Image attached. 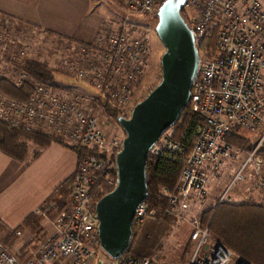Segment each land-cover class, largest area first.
<instances>
[{
  "label": "built area",
  "instance_id": "obj_1",
  "mask_svg": "<svg viewBox=\"0 0 264 264\" xmlns=\"http://www.w3.org/2000/svg\"><path fill=\"white\" fill-rule=\"evenodd\" d=\"M121 1L124 18L115 31L58 50L61 71L93 91H73L54 80L41 79L35 80L28 98L0 90V120L28 131L42 128L64 142L90 150L73 175L72 196L63 199L64 205L50 199L36 209L35 214L47 222L45 232L18 229V235L26 237L16 251L0 241V264H152L147 255L112 257L103 252L97 228L95 188L116 184L114 156L122 146V139L105 135L99 101L103 97L128 112L150 54L148 33L134 23L135 16L157 14L162 2ZM186 6V20L200 51L187 107L194 119L187 138L161 136L150 148L154 156L183 162L178 180L171 187L161 185L160 194L167 200L165 210L176 218L175 224L191 229L193 251L187 264H254L213 237L210 220L202 223L199 209L207 206L211 182L228 179L214 205L231 201L233 197L227 193L246 177L244 168L252 161L258 168L254 182L264 194L261 141L239 161V148L229 137L237 128H258L264 119V0H188ZM31 32L26 24L0 11V75L4 67H17L16 63L33 57L38 47L30 39ZM21 70L15 76L17 84L29 75ZM149 208L144 199L136 208L135 220L144 221L152 214Z\"/></svg>",
  "mask_w": 264,
  "mask_h": 264
},
{
  "label": "trees",
  "instance_id": "obj_2",
  "mask_svg": "<svg viewBox=\"0 0 264 264\" xmlns=\"http://www.w3.org/2000/svg\"><path fill=\"white\" fill-rule=\"evenodd\" d=\"M184 8L185 6L182 8L181 12H183L185 18L188 19V14L185 12L186 10ZM2 14L5 15L4 13ZM136 16L143 17L146 15ZM136 16L134 23L138 24V27L141 29H144V27L139 25ZM17 21L19 24H24L20 20ZM142 32L147 33V31L143 30ZM16 66L18 69H23L28 72L29 75L21 79V84L15 82V76L6 74L0 75V90L3 89L7 94L16 95L19 98H28V96H30L35 86V80L41 79L42 81L52 82L55 72L58 71L57 68L48 64L47 61L41 60V58L27 57L24 61L16 63ZM99 102L102 103L103 113L111 118L118 120L119 116L128 115L123 108L109 103L103 97ZM187 107L183 109L176 123L171 128L167 129L162 136L166 135L169 139L187 138L186 136L192 130V121L194 119L192 113L188 112ZM247 131L250 130L243 127L237 128L233 132H229V137L234 144L239 141L243 142L247 139ZM54 141L68 145L77 154V163L82 161L90 152L89 147L81 144L71 145L69 142H64L55 134L52 135L42 129L28 131L18 126L11 127L6 120H0V151L16 159H35L39 156L42 149H45ZM255 141L256 136H254V140L249 146L254 148ZM146 163L147 187L149 188V193L145 201L149 204V209L152 210V214L146 216L145 220L142 222L133 221V234L130 238L131 243L126 249L127 254L135 253V255L141 257L155 254L157 248H160L162 242L167 239V236L175 227L176 218L171 215V213L166 212L167 200L161 196L160 186L163 184L169 185L170 187L173 186L179 178L180 169L183 168L181 158L171 160L168 156H154L151 153ZM74 173L68 174L65 180L52 191L50 199L56 200L60 207L64 205L63 199L69 197V195L72 196L71 186L74 180ZM111 188L112 186L109 187L107 185L106 187L103 185L101 188H95L96 201ZM215 206L216 205L210 207L208 210L205 209L202 213V223L206 224L207 220H210V234L222 240L227 247L234 249V251L243 258L250 260L254 264H264V202L244 201L239 203L224 200L219 202L218 206ZM50 215H52V213H50ZM43 219L42 216L28 214L24 221L18 226L14 228H5L3 230V232H5L4 235L0 236V241L6 244H9L7 242L11 243L13 238L19 237L17 233L18 229L27 228L32 233L34 232V234L45 232ZM147 221L150 222L147 223ZM148 224L150 225L149 230L146 226ZM183 228H185L184 225L180 227L181 230ZM180 229L179 232L181 231ZM189 231L190 228L188 227V234L186 233L185 235L190 241L191 236ZM159 257H161L160 253L157 254V258Z\"/></svg>",
  "mask_w": 264,
  "mask_h": 264
},
{
  "label": "water",
  "instance_id": "obj_3",
  "mask_svg": "<svg viewBox=\"0 0 264 264\" xmlns=\"http://www.w3.org/2000/svg\"><path fill=\"white\" fill-rule=\"evenodd\" d=\"M188 0H162L155 29L164 43L160 80L140 98L118 123L125 134L117 150V182L96 201L101 248L112 257L126 253L133 234L136 208L146 199L147 158L163 133L188 106L200 51L182 8Z\"/></svg>",
  "mask_w": 264,
  "mask_h": 264
},
{
  "label": "crops",
  "instance_id": "obj_4",
  "mask_svg": "<svg viewBox=\"0 0 264 264\" xmlns=\"http://www.w3.org/2000/svg\"><path fill=\"white\" fill-rule=\"evenodd\" d=\"M93 1L0 0V11L22 21L44 40L60 39L67 49L70 43L88 42L109 31V12L103 13ZM122 8L124 15L125 6ZM6 70L4 67L1 74ZM77 161V154L68 145L55 141L35 159L19 160L0 151V230L18 226L28 214L39 216L36 209L76 171ZM43 224L47 225L45 219ZM21 237L24 240L26 235Z\"/></svg>",
  "mask_w": 264,
  "mask_h": 264
},
{
  "label": "rangeland",
  "instance_id": "obj_5",
  "mask_svg": "<svg viewBox=\"0 0 264 264\" xmlns=\"http://www.w3.org/2000/svg\"><path fill=\"white\" fill-rule=\"evenodd\" d=\"M188 2V1H187ZM93 3H96L97 8L101 9V11L105 14H108L111 16L110 21H107L109 25V32L112 30H116L117 23L120 22L124 15L122 14L121 10L123 2L121 0H94ZM187 4V3H186ZM185 5V10H186ZM186 12V11H185ZM138 23L140 26L144 27L142 29L143 31H147L148 38L150 39V46H149V58L148 61V68L147 71H145L144 79L142 83L139 84L137 94L133 97V103H130L128 106V112L133 108L134 104L143 96H145L149 90L151 89L152 85L157 83L160 78V72L162 71L160 58L163 53L164 49V43L158 38L157 32L155 29V22L158 19L157 14L146 15L143 17H137ZM146 26V27H145ZM31 41L38 47L37 51L32 55V58H41V60L47 61L48 64L52 65L53 67L57 68L58 71L54 74V81L58 85L62 84V87L69 88L73 91H85L90 92L93 91L89 85L84 83L83 81L79 80L78 78L72 79L68 76H66L65 72L61 71L60 67H58V60H59V51L65 49V43L60 42L61 40L58 39L52 40L47 39L44 40L41 35L31 32L30 35ZM60 40V41H59ZM22 70L18 69L15 66H8L7 70L4 72L6 75L11 76H20ZM100 113V114H99ZM99 115H101V126L105 130V135L107 138H117L122 139V137L125 134V131L123 127L120 126L117 119L111 118L103 113V110L98 112ZM262 124L253 130L247 131V139H245L243 142L239 141L235 145L239 148V161H242V159L246 158L248 155L247 153L252 150L251 142L254 140V136H256V141L254 144H256L258 141H261L259 156H261L264 159V119L261 122ZM42 129V128H41ZM40 129V130H41ZM253 137V138H252ZM123 140V139H122ZM261 153V154H260ZM252 159V158H251ZM79 163H77V169L79 167ZM253 161L248 163V165L244 168L245 176L242 181H238L234 184L233 188L227 193V195H231L233 199L231 201L233 202H264V194L263 191L259 188L258 184L254 182L255 175L258 169L257 167H253ZM262 167H264V162ZM260 166V170L262 169ZM76 169V170H77ZM228 179L223 180L222 182H211L210 186V192L207 196V206L200 208L199 210L204 212L205 209H210V207L214 206L215 200L221 193L224 192ZM218 206V205H217ZM216 207V206H215ZM150 221H147L149 223ZM146 223V224H147ZM184 225V224H183ZM183 225H179L180 227ZM148 230L150 229V225H146ZM175 224V227L173 228L172 232L167 236V239L162 242L160 245V248H157V251L155 254L151 256V263L152 264H187L189 256H191L192 249V240H188L186 233L188 234V226L184 225L185 228L182 230L180 227ZM179 227V228H177ZM179 229L181 230L179 232ZM178 231V232H177ZM177 232V233H175ZM191 232V229L190 231ZM5 232L3 230H0V236L4 235ZM149 233V232H148ZM13 241L7 242L10 245L12 251H16L17 249H20L21 241L23 240L21 238H13ZM8 244V245H9ZM103 252H105L103 250ZM106 253V252H105ZM161 254V257L157 258V254Z\"/></svg>",
  "mask_w": 264,
  "mask_h": 264
}]
</instances>
